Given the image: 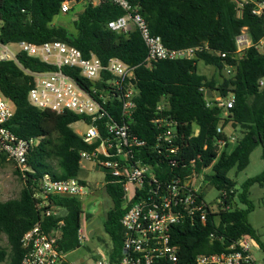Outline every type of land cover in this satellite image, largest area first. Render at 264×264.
Masks as SVG:
<instances>
[{
    "label": "trees",
    "instance_id": "1",
    "mask_svg": "<svg viewBox=\"0 0 264 264\" xmlns=\"http://www.w3.org/2000/svg\"><path fill=\"white\" fill-rule=\"evenodd\" d=\"M80 1L0 0V41L4 44L24 41L35 45L60 41L79 50L85 58L95 55L103 64L110 58L119 59L133 69L138 89L129 127L134 135L146 142V146L136 158L151 165L158 178H166L170 173V160L160 158L152 150L157 132L153 120H174L182 142L179 143L178 157L171 160L180 161L181 166L187 167L194 160L196 173L212 165L211 173H205L204 180L216 189L217 198L222 203L217 206L218 213L210 215L204 224L186 222L173 227L171 241L179 248L181 264L193 262L200 254L224 252L230 243L243 236L258 243L247 222V215L252 210L248 189L255 183L264 184V171L246 180L239 191L227 175L232 169L236 172L244 170L250 154L258 145L264 163V55L255 47L264 36V15L252 16L249 5L237 19L231 0H127L145 20L150 34L159 36L167 49H201L191 60H162L147 66L146 47L136 29L118 34L107 28L109 21L124 14L109 0H98L96 4L87 0L72 23L74 33L52 24L53 18L60 14L62 3ZM242 31L249 36L252 46L237 56L235 38ZM17 61L22 69L32 72L54 70L23 53L17 55ZM198 62L213 67L220 80H208L199 74ZM20 67L14 62H0V93L14 106V114L5 127L19 138L37 142L27 156L31 172L22 177L17 171L22 184L19 196L0 202V235L5 236L8 246L7 250L0 248V262L6 260L7 264H21L24 254L21 238L36 224L49 232L62 222L59 249L67 254L80 247L78 230L83 214L80 198L52 195L47 206L38 208L33 193L44 174L54 180L76 179L80 153L96 148V145L84 143L71 129L81 117L71 112L57 114L39 110L29 103L28 92L33 78ZM225 67L232 69L227 77L222 75ZM62 72L82 87L88 86L77 76V71L64 67ZM200 88H204L208 96L213 92L222 97L233 96V104L225 116L218 108L206 107ZM161 102L165 108L157 111ZM104 109L116 120L119 101H107ZM226 126L239 128L241 137L231 151L225 149L214 162L216 129ZM4 161L5 157L0 156V162ZM176 172L182 173L179 169ZM105 183L112 202L104 221V231L111 243L107 255L109 263L116 264L121 255L123 237L119 223L123 213L122 191L107 176ZM236 200L246 207L237 208ZM51 207L55 214L44 215ZM212 231H216L217 237L211 240L209 233Z\"/></svg>",
    "mask_w": 264,
    "mask_h": 264
},
{
    "label": "built area",
    "instance_id": "2",
    "mask_svg": "<svg viewBox=\"0 0 264 264\" xmlns=\"http://www.w3.org/2000/svg\"><path fill=\"white\" fill-rule=\"evenodd\" d=\"M120 7L124 14L107 23V28L118 34H126L136 29L146 47L145 63L162 60H191L200 48L167 49L159 36L151 35L147 23L137 10H133L127 0H109ZM97 1H92L96 4ZM235 17L240 19L247 6L250 5L252 16L264 15V0H231ZM70 2L60 6V14L70 11ZM236 54L252 46L245 31L235 38ZM258 52L264 55V36L255 45ZM19 53L39 60L54 68L48 72H32L22 69L17 61ZM221 57H224L222 54ZM10 61L17 64L23 72L33 78V85L28 92L29 103L39 110H49L60 114L71 112L79 117L85 126L80 136L84 143L96 145L91 151L80 153V159L93 162L100 167L110 182L118 184L122 191L123 213L119 220L122 228L121 255L116 264H181L178 257V246L171 241L173 227L194 222L206 223L209 216L218 213L221 199L206 201V191L210 186L204 180V174L212 165L195 171V161L188 167L181 166L180 161H172L180 153L181 135L177 134V122L174 120H153L156 127L152 150L160 158L170 160L169 175L158 178L154 168L136 158L139 151L146 146L144 140L134 135L129 127L135 110V97L138 95L133 69L117 58H110L103 64L95 55L85 58L79 50L60 41H50L40 45L27 42L4 44L0 41V62ZM68 67L77 71V76L86 88L78 84L74 78L62 72ZM227 73L230 67H225ZM98 86H101L98 89ZM199 91L205 98L208 108H218L226 115L233 104V96H208L204 88ZM119 101L118 118L115 120L104 109L107 101ZM159 103L157 111L164 110ZM14 114V106L10 100L0 93V156L14 165L22 177L30 173L27 165L29 150L36 144L34 139H23L12 134L5 125ZM113 120L117 121L114 122ZM214 142L217 160L219 155L231 144H236L234 135H225L221 127L216 129ZM182 173H177L176 170ZM85 186L77 179L54 180L44 174L34 189L33 198L37 207L47 206L52 195L81 197L85 195ZM55 214L49 208L44 215ZM85 215L81 216L78 230L80 242L87 240ZM59 222L49 232L39 224L34 225L21 238L24 254L21 264H64L65 255L58 247L61 239ZM217 225V221L215 222ZM216 231L209 233V239H215ZM252 247L257 242L250 237H240L230 243L221 253L200 254L188 264H256L252 255ZM104 257L96 264H106ZM68 263V262H67ZM69 264V263H68Z\"/></svg>",
    "mask_w": 264,
    "mask_h": 264
},
{
    "label": "rangeland",
    "instance_id": "3",
    "mask_svg": "<svg viewBox=\"0 0 264 264\" xmlns=\"http://www.w3.org/2000/svg\"><path fill=\"white\" fill-rule=\"evenodd\" d=\"M97 1V0H93ZM87 4V0H82L78 3H70V11L66 14H59L54 17L52 24L62 26L69 32L74 33L73 21L77 15L83 10ZM197 71L205 76L208 80H220L218 73L211 66H206L202 62H198ZM222 75L227 77L230 74L227 70L222 71ZM208 95V93L206 92ZM216 95L214 92L209 96ZM225 116V115H224ZM71 129L77 135L81 136L85 131V126L82 121L71 125ZM225 135H234L237 139L241 137L239 128L232 129L230 126L223 128ZM234 148V144L228 147V151ZM264 171V163L261 158V147L258 145L254 148L249 156L247 167L236 172L232 169L228 173V178L232 179L236 184V189L239 191L240 186L248 179L259 176ZM209 169L206 174H210ZM77 180L83 182L85 186V195L80 198L82 212L85 215V225L87 232V240L80 243V247L65 255L66 261L69 264H96L101 257H104V262L109 263L107 252L111 249V243L104 231V221L107 212L112 207V202L105 190V174L104 171L95 165L93 162L82 160L80 169L77 175ZM22 184L17 174V170L13 164L8 161L0 162V202L15 199L19 196ZM217 191L212 186H209L206 191V201L214 202L217 198ZM248 200L252 206V210L247 215V222L254 230L258 243L257 247H252L251 255L256 264H264V184H253L248 189ZM236 207L244 209L246 206L240 204L237 200ZM90 233H92L90 235ZM0 248L6 249L7 241L4 235H0ZM7 264V261L0 262Z\"/></svg>",
    "mask_w": 264,
    "mask_h": 264
},
{
    "label": "crops",
    "instance_id": "4",
    "mask_svg": "<svg viewBox=\"0 0 264 264\" xmlns=\"http://www.w3.org/2000/svg\"><path fill=\"white\" fill-rule=\"evenodd\" d=\"M92 233H90V235H91Z\"/></svg>",
    "mask_w": 264,
    "mask_h": 264
}]
</instances>
